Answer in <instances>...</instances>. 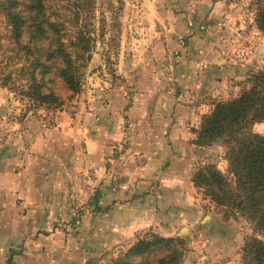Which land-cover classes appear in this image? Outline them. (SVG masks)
I'll list each match as a JSON object with an SVG mask.
<instances>
[{"label":"crops","instance_id":"crops-1","mask_svg":"<svg viewBox=\"0 0 264 264\" xmlns=\"http://www.w3.org/2000/svg\"><path fill=\"white\" fill-rule=\"evenodd\" d=\"M193 28L170 33L173 87L161 41L122 39L113 82L97 77V42L74 112L34 117L0 147V264H94L145 230L169 238L197 220L192 175L211 147L191 142L213 103L235 95L224 35ZM85 174L90 202L74 209L66 198Z\"/></svg>","mask_w":264,"mask_h":264},{"label":"trees","instance_id":"trees-1","mask_svg":"<svg viewBox=\"0 0 264 264\" xmlns=\"http://www.w3.org/2000/svg\"><path fill=\"white\" fill-rule=\"evenodd\" d=\"M117 3L119 14L123 1ZM112 16L115 24L117 16ZM254 22L264 36V0L257 3ZM106 25L97 0H0V84L20 90V96L38 107L65 105L82 91L80 80L96 43L104 44L113 28ZM111 42L109 38L107 44ZM263 122L264 72L260 71L239 96L212 106L192 141L196 148H208L226 139L224 159L231 179L205 164L193 174L192 183L224 219L254 222V236L241 248L245 264H264V136L249 128ZM148 232L152 231L138 235L112 264H180L185 242Z\"/></svg>","mask_w":264,"mask_h":264},{"label":"rangeland","instance_id":"rangeland-1","mask_svg":"<svg viewBox=\"0 0 264 264\" xmlns=\"http://www.w3.org/2000/svg\"><path fill=\"white\" fill-rule=\"evenodd\" d=\"M122 1V10L117 14L119 7L117 0H97L99 9L104 13L107 19L108 26L106 25V27L113 25V28L106 34V38L113 40V42L108 45L107 50L103 49L102 43H98L96 46V48L98 47L100 49L99 54L101 58H99L101 60V66L95 70L98 79L109 78L111 82L114 81L113 78L115 76L113 69L121 51L122 39L128 38L133 42L149 41L154 46L156 45L155 41L158 40V43L161 41L164 53L162 75L165 82L173 87L177 79L178 59L168 46L170 33L174 34V32H176L181 35L180 32L184 33V26L186 24L192 25L193 23L194 30L195 28H203L205 25L208 29V25H210L212 27L210 33L224 35L221 39L223 43L221 44V41L219 43L229 50L230 60L228 59L227 61L231 65L230 68H232L231 76L227 79L229 83V89L227 90L232 91L235 98L244 90L248 89L249 80L253 75H256L260 71L264 72V36L258 31L254 22L256 6L260 0ZM110 2L113 3L112 5L114 8L111 14L107 12ZM112 15L117 16V18L115 17V24H111L112 21H110V17H113ZM206 21L209 22V24H206ZM215 26H217L216 31L214 29ZM94 52L95 49L92 53V57L95 54ZM108 53L111 54L108 55ZM1 59L0 57V61ZM90 62L87 64L84 75L80 80L82 85L81 89L84 87L85 81L87 80V71ZM5 64L6 62L4 65ZM1 68L2 66H0V70ZM231 88H233V90H231ZM20 94V90H9L8 87H3L0 84V147L8 144L9 139L20 130L25 129L27 124L34 117L42 118L44 115L54 114V111L57 110H66L70 113L74 112V108L71 105L73 100L79 95L66 101L65 105L61 107H38L32 105L27 98L20 96ZM231 99L217 100L215 103L229 101ZM249 128L255 134L264 136V122L262 124L249 126ZM194 134L195 137L192 141L196 138V133ZM220 139L222 140H217L218 142L216 141L210 146V156L207 157L206 160H201L194 173L202 165L211 164L225 177L229 180L231 179L227 172V162L224 159L227 149V146L224 144L226 139L224 137ZM86 181L87 174L84 176L85 184L87 183ZM92 188L93 186L91 185L70 188L69 195L66 198L67 203L70 205L69 196L70 193L72 195V191V201H74L77 195L81 197L79 193L84 191V193H86L85 204L79 207L83 210L90 202L89 199ZM199 193L201 194V199L199 198L198 200L199 213L197 220L191 222V224L184 228L189 231L186 235L181 236L180 230L178 234L174 236L185 242L183 258L180 264H245L242 260L241 248L247 238L254 236V222L242 218L224 219L223 212L217 210L208 198L204 197L201 192ZM80 202L81 199H79L77 203L79 204ZM207 213L213 218V223H211L208 229L206 227H201L200 224ZM74 222L76 224L78 223L76 218ZM148 230L152 231L148 233L158 235L153 230ZM138 235L131 244L121 249L119 248L117 251L105 252L94 261V264H112L114 260L118 259L119 256L124 254L137 242ZM104 258L107 259L102 262Z\"/></svg>","mask_w":264,"mask_h":264},{"label":"built area","instance_id":"built-area-1","mask_svg":"<svg viewBox=\"0 0 264 264\" xmlns=\"http://www.w3.org/2000/svg\"><path fill=\"white\" fill-rule=\"evenodd\" d=\"M87 182V181H86ZM84 185H88V183H82V185L81 186H84ZM71 188H73V187H71ZM79 194H81V197H80V195H77L76 197H75V199H74V201H72V197H73V191H72V195H71V193H70V196H71V199H70V196H69V202H70V205L73 207V208H75V209H80L79 207L82 205H84L85 204V199H86V193H84V191L82 192V193H79ZM79 199H81V202L78 204L77 202H78V200Z\"/></svg>","mask_w":264,"mask_h":264},{"label":"water","instance_id":"water-1","mask_svg":"<svg viewBox=\"0 0 264 264\" xmlns=\"http://www.w3.org/2000/svg\"><path fill=\"white\" fill-rule=\"evenodd\" d=\"M222 139H219L218 141H220ZM217 141V142H218ZM211 223H213V218L211 217V215L209 213L206 214V216L204 217V219L202 220L201 227H206L207 229L210 228ZM189 231H187V229H182L180 231V235L184 236L188 233ZM107 258L102 259V262L106 261Z\"/></svg>","mask_w":264,"mask_h":264}]
</instances>
